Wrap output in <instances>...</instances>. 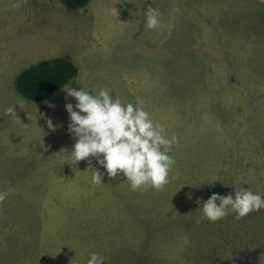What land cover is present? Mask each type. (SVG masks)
<instances>
[{
    "label": "rangeland",
    "instance_id": "1",
    "mask_svg": "<svg viewBox=\"0 0 264 264\" xmlns=\"http://www.w3.org/2000/svg\"><path fill=\"white\" fill-rule=\"evenodd\" d=\"M12 2L0 0V264H87L93 252L105 264H264V209L202 218L213 194L264 195V0H92L77 11ZM149 7L159 29L144 27ZM44 56L72 57L79 76L68 86L139 98L178 137L163 190L133 192L94 157L72 168L56 155L74 146L75 98L63 87L29 101L13 76ZM90 166L104 184L92 185Z\"/></svg>",
    "mask_w": 264,
    "mask_h": 264
},
{
    "label": "clouds",
    "instance_id": "2",
    "mask_svg": "<svg viewBox=\"0 0 264 264\" xmlns=\"http://www.w3.org/2000/svg\"><path fill=\"white\" fill-rule=\"evenodd\" d=\"M23 3L26 0H13L11 7L18 9ZM144 16L146 29L162 27L163 15L159 9L149 7ZM64 91L76 100L75 106L66 104L70 116L68 131L75 143L70 151L62 148L56 155L63 154L62 158H66L72 168L73 165L77 168L83 160H88L91 165L90 158L94 157L109 177L115 178L122 173L133 192H144L150 188L159 191L170 183V173L176 161L169 153L179 139L175 135H167L163 124L155 121L145 110L141 99L138 98L135 104L124 103L108 88H102L98 93L91 90L93 94H90L84 87L77 90L66 85ZM16 105L22 108L18 103L7 108L6 112L16 114ZM43 118L48 128L55 131L53 121L46 116ZM39 141L40 147L47 152L44 141ZM89 168L93 169L92 185L104 184V173L91 166ZM261 209H264V195L254 193L251 188H242L235 191V198L232 194L211 195L203 202L202 218L214 223L235 213L239 220ZM105 261L104 256L93 252L87 264H105Z\"/></svg>",
    "mask_w": 264,
    "mask_h": 264
},
{
    "label": "trees",
    "instance_id": "3",
    "mask_svg": "<svg viewBox=\"0 0 264 264\" xmlns=\"http://www.w3.org/2000/svg\"><path fill=\"white\" fill-rule=\"evenodd\" d=\"M69 10L86 8L92 0H59ZM79 69L71 57L44 60L23 70L15 80V89L25 99L43 102L74 80Z\"/></svg>",
    "mask_w": 264,
    "mask_h": 264
},
{
    "label": "crops",
    "instance_id": "4",
    "mask_svg": "<svg viewBox=\"0 0 264 264\" xmlns=\"http://www.w3.org/2000/svg\"><path fill=\"white\" fill-rule=\"evenodd\" d=\"M54 57H58V55H56V56H54ZM59 57H61V56H59ZM44 59H50L49 57H47V56H44L43 57ZM72 58V57H71ZM22 72V71H21ZM21 72H17V73H15V75H13V76H16L17 77V75H19ZM79 76V75H78ZM16 77L14 78V81L16 80ZM69 85V84H68ZM60 90H62V89H60ZM60 90H58V91H56L53 95H55L56 93H58ZM52 95V96H53ZM50 99H51V97H50ZM23 100V99H22ZM48 100V99H47ZM7 125V123H5L4 121H0V131H3V129L5 128V126ZM6 128H7V126H6ZM2 137H4L1 133H0V147H2L3 149H4V143H5V139H2Z\"/></svg>",
    "mask_w": 264,
    "mask_h": 264
}]
</instances>
